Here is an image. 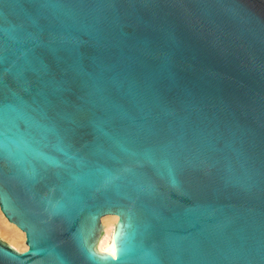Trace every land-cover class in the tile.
I'll list each match as a JSON object with an SVG mask.
<instances>
[{
    "label": "water",
    "instance_id": "water-1",
    "mask_svg": "<svg viewBox=\"0 0 264 264\" xmlns=\"http://www.w3.org/2000/svg\"><path fill=\"white\" fill-rule=\"evenodd\" d=\"M0 209V264H264V0H0Z\"/></svg>",
    "mask_w": 264,
    "mask_h": 264
},
{
    "label": "bare ground",
    "instance_id": "bare-ground-1",
    "mask_svg": "<svg viewBox=\"0 0 264 264\" xmlns=\"http://www.w3.org/2000/svg\"><path fill=\"white\" fill-rule=\"evenodd\" d=\"M118 220L117 215H106L101 218L103 232L97 243L99 252H107L113 247V231ZM0 237L19 251H25V233L10 222L0 209Z\"/></svg>",
    "mask_w": 264,
    "mask_h": 264
},
{
    "label": "rangeland",
    "instance_id": "rangeland-1",
    "mask_svg": "<svg viewBox=\"0 0 264 264\" xmlns=\"http://www.w3.org/2000/svg\"><path fill=\"white\" fill-rule=\"evenodd\" d=\"M0 238H1V237H0ZM1 239H2V238H1ZM3 240H4V239H3ZM4 241H5V240H4ZM26 249H27V247H26ZM26 249H25V250H26Z\"/></svg>",
    "mask_w": 264,
    "mask_h": 264
}]
</instances>
